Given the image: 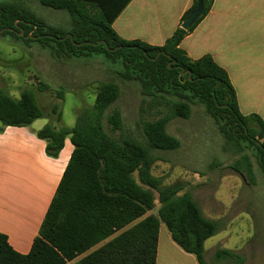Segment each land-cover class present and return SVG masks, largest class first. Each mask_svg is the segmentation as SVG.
<instances>
[{
  "label": "trees",
  "instance_id": "obj_1",
  "mask_svg": "<svg viewBox=\"0 0 264 264\" xmlns=\"http://www.w3.org/2000/svg\"><path fill=\"white\" fill-rule=\"evenodd\" d=\"M37 1L68 13L70 28L49 25L21 4L2 2L0 31L5 29L4 35L39 43L56 59L105 55L114 62L121 61L125 75L141 83L144 95L159 98L170 94L181 100L174 103L172 114L144 122L145 143L131 138L118 140L107 132L105 121L114 130L123 125L120 112L108 113L121 94L114 82L101 85L94 105L78 114L74 127L48 123L39 130L37 135L46 141L48 156L58 158L68 138L74 150L30 253H18L8 236L0 233V264H68L83 255L74 264H157L162 223L173 241L194 255L198 264H210L205 258V243L221 231L220 222L207 218L191 194H181L183 184L163 187L152 168L157 161L153 151L180 147V141L167 132L168 123L173 117L188 118L191 103L198 102L216 119L228 142L250 144L264 172L262 118L242 114L228 72L210 55L192 59L180 47L209 14L215 0H204L201 17L184 29V22L198 7V0H194L180 26L162 46L125 40L114 30V20L131 0ZM67 35L70 37L62 40ZM182 71L187 74L182 75ZM52 113L62 121L58 105L53 106ZM43 118L49 119V115L40 106L35 90L26 88L16 99L0 85L2 129L28 127ZM153 190L159 195L160 207L156 215L146 216L156 206ZM231 259L243 263L237 253L217 250V261Z\"/></svg>",
  "mask_w": 264,
  "mask_h": 264
},
{
  "label": "rangeland",
  "instance_id": "obj_2",
  "mask_svg": "<svg viewBox=\"0 0 264 264\" xmlns=\"http://www.w3.org/2000/svg\"><path fill=\"white\" fill-rule=\"evenodd\" d=\"M2 2L21 4L49 25L64 30L71 26L68 13L47 8L37 0ZM106 82L118 84L121 90L108 113L120 112L122 128L114 130L105 121L107 132L118 140L131 138L145 143L144 122L172 114L174 103L181 100L170 94L159 98L144 95L141 83L125 75L122 62L109 60L105 55L56 59L50 49L39 43L0 34L1 87L16 99L26 88L35 90L40 106L49 115V119H43L53 126L74 127L78 114L94 105L97 92ZM54 105L59 106L62 121L52 113ZM167 132L180 141V147L153 151L157 161L152 174L162 180L163 187L183 184L185 189L181 194H191L207 218L220 222L221 231L205 243L207 262L237 264V259L216 260L217 250L227 249L242 257V264H264V172L250 144L228 142L219 123L198 102L191 103L188 118L173 117ZM134 176L138 179V173ZM153 193L156 206L146 216L156 215L160 207L159 195L155 190ZM182 253L186 252L176 246L162 223L159 264H179L187 254Z\"/></svg>",
  "mask_w": 264,
  "mask_h": 264
},
{
  "label": "crops",
  "instance_id": "obj_3",
  "mask_svg": "<svg viewBox=\"0 0 264 264\" xmlns=\"http://www.w3.org/2000/svg\"><path fill=\"white\" fill-rule=\"evenodd\" d=\"M193 2L131 0L113 28L125 40L162 46ZM180 47L192 59L210 55L228 72L242 114H256L264 121V0H215ZM47 124L45 119L28 127L2 129L0 124V233L24 255L39 235L74 150L68 138L58 158L48 156L46 141L37 135ZM188 254L179 264H198Z\"/></svg>",
  "mask_w": 264,
  "mask_h": 264
},
{
  "label": "water",
  "instance_id": "obj_4",
  "mask_svg": "<svg viewBox=\"0 0 264 264\" xmlns=\"http://www.w3.org/2000/svg\"><path fill=\"white\" fill-rule=\"evenodd\" d=\"M203 11H204V0H198V7L194 10V11H192L191 13H190V15L188 16V18H187V20L184 22V24H183V28L184 29H188V28H190V27H192L195 23H196V21L201 17V15L203 14ZM9 31H13V29H8ZM6 30L5 29H3V30H1L0 31V34L1 33H3V32H5ZM21 35H24V32L22 31L21 32ZM68 37H70V35H67L64 39H62V40H65L66 38H68ZM84 43H79V44H77V45H79V46H81V45H83ZM175 62V61H174ZM182 75H186L187 74V72H185V71H182V73H181Z\"/></svg>",
  "mask_w": 264,
  "mask_h": 264
}]
</instances>
